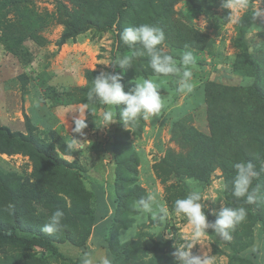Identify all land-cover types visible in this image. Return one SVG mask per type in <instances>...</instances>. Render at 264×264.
Here are the masks:
<instances>
[{
    "label": "rangeland",
    "instance_id": "obj_1",
    "mask_svg": "<svg viewBox=\"0 0 264 264\" xmlns=\"http://www.w3.org/2000/svg\"><path fill=\"white\" fill-rule=\"evenodd\" d=\"M120 4L0 0V223L27 235L41 232L57 208L64 212L50 235L61 254L1 240L0 264H82L84 251L106 253L112 264H176L174 245L188 243L213 264H264V102L255 94L264 91V0H247L235 22L223 0H131L122 20ZM118 22L161 28L157 47L177 61L191 51L192 91L155 73L147 55L135 54L139 44L120 52ZM117 56L131 58L125 91L150 79L162 97L158 115L128 129L123 105L111 106L116 123L104 126L108 106L88 100L96 75L121 71L110 65ZM85 104L80 136L71 129ZM68 136L80 141L78 150H67ZM237 162L259 173L249 189H257L254 204L233 196ZM193 191L209 221L221 207L247 210L231 241L211 229L192 241L187 217L173 209ZM149 193L168 208L164 221L145 214L137 222L133 205Z\"/></svg>",
    "mask_w": 264,
    "mask_h": 264
},
{
    "label": "clouds",
    "instance_id": "obj_2",
    "mask_svg": "<svg viewBox=\"0 0 264 264\" xmlns=\"http://www.w3.org/2000/svg\"><path fill=\"white\" fill-rule=\"evenodd\" d=\"M223 7L230 9L229 18L234 22L238 19V11L247 7V0H223ZM121 41L130 48L139 44L135 54L137 56L147 55L150 60L149 64L153 71L164 76H176L178 90L181 92H191L193 84L192 67L195 66L196 60L191 51H185L177 61L173 56L165 53L157 46L165 40L164 31L151 24H141L139 26L127 27L120 34ZM187 47V46H186ZM111 67L121 70L120 72H101L96 75L92 87L88 93V100L92 102L98 101L102 105L108 106L103 112L104 126L116 123L115 113L111 106L123 105L120 112V121L123 126L128 129L130 125H134L139 118L148 120L158 115L162 108V97L159 92V85L153 80L144 79L135 84L134 87L125 91L124 85L121 83L123 79V71L131 67V58L117 56L112 62ZM85 104L80 109L79 116L73 118L74 127L72 133L84 136V129L88 127L86 123ZM67 150L72 152L81 147V143L73 136H68L66 141ZM236 175L233 179V196L236 198H245L247 204H254L257 200V189L249 191L254 178L259 176L251 162H237L233 165ZM264 171V169H261ZM201 194L199 191L189 193L185 198L177 199L174 203L173 211L176 214H183L187 217L191 225V239L198 241L205 237L211 229L221 240L228 242L232 240L230 230H234L235 226L245 220L247 210L244 207H221L218 211L213 212L214 221H209L203 205L200 203ZM133 207L136 209L138 216L137 222L145 215H151L153 220L164 221L168 215V208L158 202L157 197L153 193H149L141 197L135 202ZM64 217L62 209L57 208L48 217L46 223L40 227V231L46 234H53L60 231L61 221ZM135 225L124 230L119 235V241L123 244L134 232ZM193 243L177 247L174 245L172 256L176 264H213L212 258L206 254H194L192 249ZM82 264H112V259L103 252H97L94 256L91 251L82 252Z\"/></svg>",
    "mask_w": 264,
    "mask_h": 264
},
{
    "label": "trees",
    "instance_id": "obj_3",
    "mask_svg": "<svg viewBox=\"0 0 264 264\" xmlns=\"http://www.w3.org/2000/svg\"><path fill=\"white\" fill-rule=\"evenodd\" d=\"M131 0H121V4L118 10L119 19L122 20L125 16L126 10L130 5ZM116 19H112L111 21H115ZM113 22H109L108 25L112 26ZM124 28L117 23V42H118V50L120 52H128L129 46L125 45L121 39L120 34L123 32ZM256 96L264 102V91L261 89H256ZM19 227L17 225H8L4 223H0V241L1 240H18L29 243L33 246H37L43 251H49L53 254L59 255L61 254L56 245V239L52 236L47 235L45 233L24 229L27 232V235H21L19 233Z\"/></svg>",
    "mask_w": 264,
    "mask_h": 264
}]
</instances>
